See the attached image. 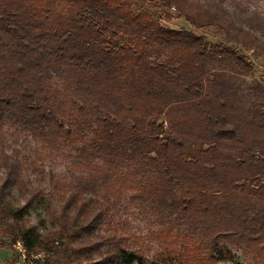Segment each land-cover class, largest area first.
<instances>
[{
	"label": "trees",
	"instance_id": "1",
	"mask_svg": "<svg viewBox=\"0 0 264 264\" xmlns=\"http://www.w3.org/2000/svg\"><path fill=\"white\" fill-rule=\"evenodd\" d=\"M171 7L189 28L160 22ZM209 26L264 49V17L246 1L0 0V226L31 264H184L231 247L264 264V138L252 133L264 103L226 95L217 66L252 62L196 30ZM21 134L36 157L64 156L69 179L29 186L24 168L44 164L7 151ZM125 198L158 228L115 221ZM41 206L48 218L32 222Z\"/></svg>",
	"mask_w": 264,
	"mask_h": 264
},
{
	"label": "rangeland",
	"instance_id": "2",
	"mask_svg": "<svg viewBox=\"0 0 264 264\" xmlns=\"http://www.w3.org/2000/svg\"><path fill=\"white\" fill-rule=\"evenodd\" d=\"M242 2H247L250 9L259 10L260 14L264 17V0H239ZM148 2H137L136 5H141L143 7L148 6ZM161 10L156 13V16L160 22L164 25L176 27V28H189L190 24L185 20L183 16H180L175 7H171L168 11L173 14V18L167 19L161 16ZM160 14V15H159ZM198 32H201L203 38L209 42H220L232 47L238 53L244 54L251 62L252 69L245 74L233 73L230 71L227 65L217 66L224 67L222 72L218 74L219 79H224L226 82V95H234V92L242 95V99L246 102L245 105L253 102H262L264 103V49L258 45L245 43L242 39L227 37L224 34V31L217 26H209L201 29H197ZM264 39V37H263ZM242 114L243 108L240 110ZM255 136H260L264 138V129L255 130L252 132ZM6 149L10 152L13 148H17L31 158L36 157L33 150L38 147V144L28 135L21 134L17 137L8 136ZM264 152V148H262ZM38 162L44 164V170H34L30 166H26L23 170V176L25 181L29 186L40 185L42 188H48V179L49 173L53 172L57 174L60 178L68 180L70 177V163L67 161L64 156L53 153H48L47 150H44L38 154L36 157ZM4 175L3 169H0V183L2 176ZM12 194H17V190L13 188L11 190ZM7 198L12 200V197L7 195ZM14 202V200H12ZM115 216L113 219L117 221L122 226L130 227L132 230H135L136 233L146 234L149 231L158 228L151 214V210L146 206L142 205L139 202L131 201L127 198L123 199L116 210H113ZM39 218H48L47 207L41 206L36 209L31 210L30 219L32 222H36ZM116 223V222H115ZM109 228V225L106 224L105 228ZM3 228L0 226V264H31V260H23V258L18 257L15 247L11 239L4 234L2 231ZM139 246L149 249L145 253L148 256H151L152 250L156 246L155 240H151L144 236V239L140 240ZM206 250H199L198 254H205ZM228 257L225 259H216L215 261L199 259L198 261H189L184 264H248L251 262V258L248 252H243L239 248L231 247L227 253ZM41 256V254H39ZM214 256H217V253H214ZM179 264V263H177ZM181 264V263H180Z\"/></svg>",
	"mask_w": 264,
	"mask_h": 264
},
{
	"label": "built area",
	"instance_id": "3",
	"mask_svg": "<svg viewBox=\"0 0 264 264\" xmlns=\"http://www.w3.org/2000/svg\"><path fill=\"white\" fill-rule=\"evenodd\" d=\"M13 246L16 249V252L18 253V257L23 258V260L26 258V249L20 240H16L13 242Z\"/></svg>",
	"mask_w": 264,
	"mask_h": 264
}]
</instances>
